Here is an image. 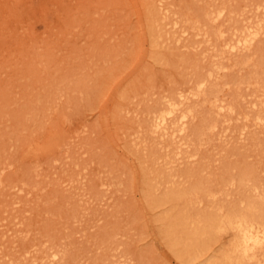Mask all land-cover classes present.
I'll list each match as a JSON object with an SVG mask.
<instances>
[{
	"label": "rangeland",
	"instance_id": "374dc122",
	"mask_svg": "<svg viewBox=\"0 0 264 264\" xmlns=\"http://www.w3.org/2000/svg\"><path fill=\"white\" fill-rule=\"evenodd\" d=\"M155 3L180 28L166 25L174 36L151 48L146 11ZM218 6L231 9L221 26L229 38L243 17L261 16L264 0H0V264H29L32 252L53 250L60 264H184L161 237L165 207L151 209L145 199L157 169L175 172L176 185L212 190L224 208L264 199V149L256 142L263 134L239 138L242 115L227 121V137L212 135L199 159L176 166L151 162L149 147L131 140L146 109L221 60L213 55L221 47L216 25L203 14ZM198 30L212 32V45ZM250 68L224 69L221 80L247 77ZM229 85L224 97L236 111L252 113L251 100L261 106L264 85ZM196 107L200 116L205 108ZM211 202L202 196L192 213ZM229 238L223 234V244Z\"/></svg>",
	"mask_w": 264,
	"mask_h": 264
},
{
	"label": "bare ground",
	"instance_id": "6f19581e",
	"mask_svg": "<svg viewBox=\"0 0 264 264\" xmlns=\"http://www.w3.org/2000/svg\"><path fill=\"white\" fill-rule=\"evenodd\" d=\"M161 3H155V8L148 6L146 11L151 48L161 46L163 35L165 38L172 36L166 25L169 24L172 31H175L180 21L178 17V19H170L169 11L164 6L166 3L163 2L164 5ZM230 11L231 9L226 14L224 7L218 6L212 9L206 7L203 12L205 19L216 25L213 34L216 40L220 39L221 47L213 55L221 60L214 61L212 69L210 68L207 74L198 76L187 88H180L176 97L164 95L157 105L146 109L144 128L134 131L131 138L133 144L143 149L149 147L146 157H149L147 159L151 162L161 161L169 167L187 160L199 159L202 147L212 139L214 133L219 134L220 138L221 133L224 132L222 136L227 137L228 120L233 114L242 115L245 119L238 137L243 139L254 133L252 131L261 133L263 138L256 142L260 149H264V100L260 101L261 106L258 108H254L257 104L251 100L252 113L250 111L241 113L236 111L235 105L231 101H226L224 97L228 87L231 86L230 82L236 85L241 83L259 87L264 85V68L258 70L260 66L264 67V60L257 62L255 59V55L261 53L259 52L261 49L256 50V45L258 41L264 39V11L262 10L261 16L255 17L256 19L243 17L242 26L238 28L234 25L230 31L231 36L225 38L224 33L228 29L221 26L227 16L229 19ZM172 14L175 12L173 11ZM165 29L168 31L166 34ZM186 29L185 27L181 30L177 42H181V37L188 33ZM211 33L198 30L195 35H203L202 40L210 45ZM171 41L173 42V38ZM245 56L247 58L243 59L242 57ZM233 57L235 60L232 59ZM224 59L225 62L227 61L225 64L222 62ZM241 66H251L247 77L238 80L231 78L221 80V75L225 73L224 69L232 70ZM196 104L205 108L200 116ZM195 122L197 124L193 126ZM223 122L227 123L223 125ZM250 137L252 141L257 139L255 134ZM151 173L145 199L151 205V209L161 205L165 207L158 218L163 224L160 229L161 237L176 258L184 264H264L263 198L247 201L244 208L246 211L229 206L224 208L223 205L214 203L215 194L212 190L204 189L198 184L185 187L172 183L175 172L157 169ZM158 192L161 194L158 195ZM202 196L211 199L210 210L193 214V206L202 201ZM177 201L183 204L179 206ZM225 233L229 234L230 238L226 244H223L221 237ZM216 243L218 244L215 245ZM30 257L29 264H60L62 255L59 251L53 250L40 256L32 252ZM13 264L24 263L16 261Z\"/></svg>",
	"mask_w": 264,
	"mask_h": 264
}]
</instances>
